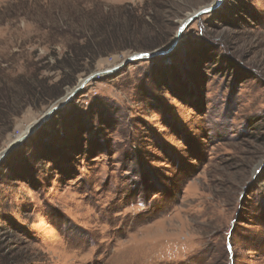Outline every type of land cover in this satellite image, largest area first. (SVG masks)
<instances>
[{"label":"rangeland","instance_id":"rangeland-1","mask_svg":"<svg viewBox=\"0 0 264 264\" xmlns=\"http://www.w3.org/2000/svg\"><path fill=\"white\" fill-rule=\"evenodd\" d=\"M93 74L0 165V264H264V0H0V154Z\"/></svg>","mask_w":264,"mask_h":264},{"label":"trees","instance_id":"trees-1","mask_svg":"<svg viewBox=\"0 0 264 264\" xmlns=\"http://www.w3.org/2000/svg\"><path fill=\"white\" fill-rule=\"evenodd\" d=\"M90 43L84 44V48L81 50V53L78 52L76 49L72 48L70 51H67L66 54L59 58L56 56V68L61 69L63 71L62 79L57 82L53 83L51 86L48 87L49 80L43 79L39 81V85L35 88V92H38L39 100H43L45 102H53L60 98L63 94V88L66 86H73L76 84L77 77L83 73V63L89 61V59L96 60L105 53H96L94 50H89ZM160 46V45H158ZM86 49V50H85ZM153 49V48H152ZM55 71V69H53ZM58 70V69H56Z\"/></svg>","mask_w":264,"mask_h":264},{"label":"water","instance_id":"water-1","mask_svg":"<svg viewBox=\"0 0 264 264\" xmlns=\"http://www.w3.org/2000/svg\"><path fill=\"white\" fill-rule=\"evenodd\" d=\"M222 0H219V2H221ZM220 5V4H218ZM213 8H206L203 9L197 13H195L193 16H191L189 19H187V21H185L180 29L178 30V33L176 35V38L173 42V44L169 47L166 48L165 50H159L153 53H139V54H135L134 56H132L128 61L127 64L132 63L135 60H142V59H148V58H152V57H156V56H160V55H166L168 53H170L171 51H173L175 49V47L177 46L179 40L182 37L183 31L185 30V28L192 23L193 21H195V19H197L199 16L208 13L210 11H212ZM119 69H121V67H115L113 68L111 71L109 72H116ZM108 71L105 73H109ZM98 74H93L91 76H89L88 78L84 79L83 81H81L78 86L69 93V95L63 100L62 104L56 107H53L47 114L46 116L36 125V127L34 129H31L28 131V133H26L19 141H17L16 143L10 145L7 149H5L1 154H0V165L1 163H3L4 159L8 156V154L15 148L17 147L19 144H21L22 142H24L26 139H28L32 134H34L36 132L37 129L40 128V126L45 123L47 121L48 118H50L56 111H58L59 109H61L63 106H65L66 104H68V102L77 94L79 93L93 78H95Z\"/></svg>","mask_w":264,"mask_h":264}]
</instances>
